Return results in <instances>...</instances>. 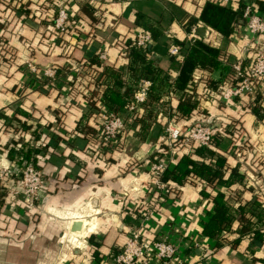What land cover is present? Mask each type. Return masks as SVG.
<instances>
[{
    "label": "crops",
    "instance_id": "0c3cea01",
    "mask_svg": "<svg viewBox=\"0 0 264 264\" xmlns=\"http://www.w3.org/2000/svg\"><path fill=\"white\" fill-rule=\"evenodd\" d=\"M65 2L83 27L81 31H86L89 37L95 36L97 39L93 43L97 47L100 43L107 46L108 56L100 68L107 70L99 75L96 82H93L91 75H86L80 82L74 73L73 82L58 80L48 94L31 89L26 98L21 100L22 103L15 104L20 109L15 111L16 108H12L15 100L13 94L20 91V85L25 83L26 77L23 73L18 74L14 65L8 64V60L13 55L22 58L23 55L28 56L26 43L39 44V41H43V36H47L45 20L53 16L60 2L50 0L47 7L44 0H0V41L4 42V48L0 50V162L4 165L12 162L6 155L12 145L7 125L13 120L18 123L16 119L19 118L25 120L30 128L26 130L28 134L22 137L23 149H38L34 164L42 171L44 180L38 203L42 212L32 216L38 220L36 223H33L28 213L18 208L16 200L9 194V187L18 182L6 177L4 186L0 185L6 189L2 194L5 201L1 207V217L6 216L15 221L14 224L12 220L9 224L0 223V264H109V253L126 242L137 211L131 212V206L144 196L143 189H147L150 183L145 171L146 161L156 158L158 134L164 124L173 121L168 118L171 116L169 107L177 104L180 93L168 92L164 97L168 102L162 105L160 111L156 106V112L149 117L146 116L145 106L139 108L134 117L124 108L120 109L118 115L126 128L123 144L115 151L104 150L98 140L101 124L98 112L106 109L104 95L108 93L107 88L122 91L129 81L132 84L144 79L137 77L135 81L129 80V60L127 57L121 59L118 55L124 39L132 37L138 30L146 31L147 25L164 28L160 40L150 35L152 43L147 49L157 66L168 75L166 85L177 76L182 63L168 54L167 47L170 44L178 46L177 42L183 40H206L219 51L217 60L231 70L233 64L243 61L244 57L243 63L246 64L251 53H248V33L239 23L234 25L232 34L222 36L196 20L205 0ZM85 4L95 7L93 14L96 19L93 24L89 23L90 16ZM49 25L46 24L48 29ZM78 38L73 33L69 40L70 60L75 63L86 61L91 55V50L86 49V46L85 49L80 47ZM23 42H26L24 46ZM245 47L248 51L244 55ZM34 52L31 53L37 56L40 63L47 62L49 55H52L42 47ZM53 62L61 64L59 59ZM110 69L116 70L117 77L114 74L108 77ZM224 74L220 69H195L192 75L195 92L202 91L200 83L203 77L208 76L219 82ZM70 91V95L67 94L69 103L66 105L62 96ZM77 92L81 98H75ZM203 110L207 111V116H203ZM22 112L25 115L20 114ZM201 116L217 120V124L222 123V127L225 123L236 121L246 137H253L256 150L259 149V154L264 157V86L258 90L255 98L242 96L230 102H209L200 97L197 108L187 119L179 120L177 124L189 125ZM55 121L58 122L59 130L51 127ZM49 129L54 130L51 136L47 133ZM33 130L36 133L32 134ZM229 142L228 138L222 137L217 148L225 151L231 144ZM225 156L226 173L229 174L230 169L238 165L245 178L243 183L233 184L229 190H220L227 193L233 207L252 204L257 199L264 213V158L259 165L260 172L255 174V167L242 168L240 162L230 154ZM192 181L182 185L171 183L179 191L168 196L171 198L169 203L159 205L160 211L150 222L151 229L145 230L146 235L174 233V227L180 223L184 224L187 233H199L201 223L206 220L213 205L209 197L200 194L204 184L200 180ZM124 189L129 191L128 197H123ZM218 190L216 188L211 192L216 193ZM74 221H81L80 231H71ZM171 221H175L176 226L169 225ZM240 227V223L235 220L231 229L222 231L218 237L201 236L206 247L204 251L198 247L192 248L190 264H264V241H252L247 234L240 233Z\"/></svg>",
    "mask_w": 264,
    "mask_h": 264
},
{
    "label": "built area",
    "instance_id": "2783aa9c",
    "mask_svg": "<svg viewBox=\"0 0 264 264\" xmlns=\"http://www.w3.org/2000/svg\"><path fill=\"white\" fill-rule=\"evenodd\" d=\"M62 1L65 2V0ZM214 1L232 9L237 7V3L240 4L241 17L239 21L242 22V26L248 33L249 39L257 41L264 36V15L257 12L256 1ZM48 23L56 35V41L61 40V37L72 25L77 27V24H79L70 8L62 4L61 6L57 5ZM129 39L131 44L137 49L145 50L152 43L150 35L142 30L136 31ZM68 44L69 47L70 43L68 42ZM247 51V47H245L243 54L245 55ZM167 52L175 59L180 58L179 48L176 45L170 44L167 47ZM118 55L121 59L126 58L127 51L121 48ZM107 56V46L100 43L97 51L98 61L102 64L106 61ZM145 56L153 59V56L147 51L145 52ZM245 59L246 57H244L243 61ZM243 61L239 60L232 66V78L239 82L237 83L238 85H227L223 88L224 91L221 92L220 98L224 102L233 100L242 94L255 96L257 88L264 82V51L257 53L246 64ZM84 64L86 65L87 63ZM80 68L79 63L69 62L65 64V69L62 67L54 68L51 71H41L37 69L32 61H26L23 64V71L26 74L24 85L28 89L39 87V89L45 90L47 87L54 86L58 80L67 79L68 74L72 77L69 81L73 82L72 75L76 74ZM222 84L224 86L226 83L223 82ZM259 84L260 86H258ZM150 85L151 82L147 79H138L136 83H130V86L134 88V92L131 101L125 105L124 110L132 117L146 103ZM98 115L101 119V124L98 128V140L102 143L100 146L104 150L115 151L118 147H121L126 135L124 121L120 115L106 109L99 111ZM47 133L48 136L49 133L51 136L54 132L52 129H49ZM216 135H223L222 127L217 123H213L211 118H204L202 116L189 125L182 126L170 121L161 127L157 137L155 152L156 154L160 152V154L156 155L154 160L146 161L145 164V171L148 173L150 183L147 189H143L144 196L138 199L135 205L131 206V212H135V209H137L133 217L135 223L130 226L126 242L123 246L110 252L107 256L109 264H190L193 257V247H198L204 251L206 245L200 238L202 236L200 232L187 233L184 224L180 223L177 227H174V233L171 234L158 232L148 236L145 234V230L151 229L149 224L153 221L159 205L170 202L171 198H168L170 196L168 195L169 189L172 188L175 192L179 191L176 185L169 184L168 186L167 183L162 181L163 171L179 159L182 151H191L194 148V144L198 146H212ZM18 148L19 146L14 147L15 150ZM14 162L16 163L15 166ZM7 175L19 179L21 186V189L17 193L10 195L11 198H15V196L21 194L27 206L34 208L35 203L40 200L39 194L44 185L42 171L32 163H27L26 161L18 164L17 158H15L9 165L0 167L1 186H4L2 183ZM187 182L192 183L193 181L188 180ZM128 194L129 191L124 189L122 192L123 197H128ZM175 223V221H171L169 225L176 226ZM183 237L186 240H181Z\"/></svg>",
    "mask_w": 264,
    "mask_h": 264
},
{
    "label": "trees",
    "instance_id": "16d2710c",
    "mask_svg": "<svg viewBox=\"0 0 264 264\" xmlns=\"http://www.w3.org/2000/svg\"><path fill=\"white\" fill-rule=\"evenodd\" d=\"M240 6L241 5L237 3V7L232 9L214 0H205L196 20L203 23L211 31L222 36H229L232 34L234 25L238 23L242 25V22L239 21L241 17ZM85 8L90 16L89 23L93 24L96 19L93 14L95 7L93 5H85ZM256 9L258 13L264 15V0H258L256 2ZM194 20L195 19L191 20V24ZM163 29L151 24L146 26L145 32L154 39L160 40ZM76 31L79 36L80 47L82 46L85 49L84 46H86V49L91 50L90 57L86 58V61L79 63L81 68L77 70L78 75L84 74L85 77L87 73L88 76L91 75L90 77H93V80L96 81L99 75L107 70H100L101 63L97 59L98 47L93 43L97 38L91 35L90 37L88 35L87 38V32L77 29L75 25H72V27L67 30L66 35H70V32L75 33ZM177 44L180 53V58L177 59V62L179 60V62L182 63L179 65L177 76L172 81L168 82V85L165 83L169 78L168 75L157 66V62L154 59L145 56V52H148V49L143 50L135 48L131 44L129 38L124 39L120 45V49L124 48L127 51V59L129 60L128 72H130L129 80L132 79L135 81L137 77H142L151 82L147 101L143 104V106L146 107L145 112L147 117L151 116L154 111L156 112V106H158L157 108L160 111L162 105L168 102L164 99V97L168 95V92L175 94L180 93L177 104L169 107L171 116L168 118L177 122L188 118L190 113L197 108L199 98L202 97L204 93L207 95L211 93L212 101H221V98L217 95L220 93L219 86L223 82H226L227 79H229L230 84L238 85L237 83L239 81L232 78L233 71L217 60L219 51L208 41L203 39L195 41L183 40L177 42ZM84 63L87 64L85 65ZM174 63L176 64L175 66H178L176 62ZM195 69H220L221 72H225L226 74L223 75V78L219 82L217 80H212L208 76L203 77V81L200 83L202 91L196 93L195 85H193L192 82V75ZM81 70L83 73H81ZM111 70L112 69H110L111 73H107L108 77L112 74L117 77L118 74L116 70ZM91 72H93V74H91ZM75 76H77V73ZM130 83L131 81L124 86L122 91L107 88L106 92L108 93L104 95L106 110L119 114L120 109L124 108L125 105L131 101L134 89L130 86ZM190 86L192 89H189L191 88ZM32 89L41 90L39 87H33ZM14 110L20 109L16 107ZM202 112L203 116H205V112L207 111L203 110ZM20 114L25 115L23 112ZM4 116L6 115H3V117ZM16 121L18 122L19 130L16 129L15 131H17V133L15 134L18 136V140H22V133L28 130L30 125H27L26 121L20 118L16 119ZM235 123L237 122L235 121L234 124ZM144 125L145 124H142V126ZM233 129L234 127L231 128L225 123L224 127H222L223 135H216L212 146H198L194 144V148L191 151H182L179 159L172 166L163 171L162 181L167 183L168 186L171 183L182 185L188 180L193 179L200 180L204 184V188L200 191V194L202 197H209L213 206L211 212L207 213L206 220H203L201 223L199 232L202 236L207 238L218 237L222 234V231L230 230L232 223L237 220L241 225L239 229L240 233H245L252 241H258L260 243L264 241V213L261 212L262 208L260 202L256 199L253 200L252 204H239L233 207L228 199L227 193L220 190L222 188L229 190L233 184L243 183L245 178L244 173L239 170L238 165L231 168L229 174L226 173L227 158L225 155L230 154L229 147H231L230 145H233V143H231L228 147L229 149L227 148L225 151H220L217 148L222 137L234 141L235 134ZM31 133H36V130H33ZM36 138L38 137L36 136ZM11 140L12 145L6 153L7 157L11 160L17 158L18 164L26 161L27 163L35 165L34 155H36L35 153L38 152V149L28 147L24 150V143H21L19 148L15 150V143L18 141L14 140V138ZM159 154L160 152H157V154L155 153V155ZM152 159L154 160L155 158L153 157ZM216 188H219V190L216 191V193H212L211 191L216 190ZM171 194L177 193L170 188L168 195ZM253 217L255 218L254 220Z\"/></svg>",
    "mask_w": 264,
    "mask_h": 264
},
{
    "label": "rangeland",
    "instance_id": "374dc122",
    "mask_svg": "<svg viewBox=\"0 0 264 264\" xmlns=\"http://www.w3.org/2000/svg\"><path fill=\"white\" fill-rule=\"evenodd\" d=\"M44 1H45L44 5H46L48 7V4L50 3V0H44ZM93 1H97V0H93ZM101 1L103 2L104 0H101ZM59 2H60L59 3V6H61V4L62 5H66V2H63L62 0L61 1L59 0ZM51 17L48 18V21H50ZM48 21H47V19L45 20L46 24H49ZM46 24L44 23V25H45L44 26V30L45 29L47 30V31L45 30L46 33H47V36H43V41H39V44L47 52L49 51V52L52 53V55H49V58H47V59H49V60H47V62L40 63L39 60H38V58H37V56H35V55L33 56V53H31L33 51L36 52V50L39 51V49L41 48V47H39V44L38 43L36 44V42L35 43H26V42H23V46L26 43V45H27L26 46V49L29 50L28 56L25 57L23 55V58H22L19 55H18V57L15 56V55H13L8 60V64L10 63V64L14 65V68L18 72V74L22 75L21 73H23L24 77H26V74L23 71V64L26 61H32V63L37 67V69L38 70H41V71L42 70H50L51 71L52 69L57 68V66H59V68L60 67L61 68L63 67L65 69V64L66 63H69V62L71 63V61H72V60H70L71 59L70 58V53H69L70 52V47H68V45H69L68 42H69L70 38L72 37L73 33L70 32V35H66L67 33H64V35L61 37V40L59 39V40L56 41V38H55L56 35L54 34L53 29L50 27V25H49V29H48L47 28L48 26H46ZM82 28L83 27L81 26V24H77V29L81 30ZM77 31L74 34H76L77 37H79ZM44 35H45V33H44ZM263 37L259 38L258 41H255V43H253L254 40L249 39L248 46L250 45V47H249L248 53L251 51L249 59H252L257 53L264 51V43H263L264 41L262 40ZM87 38H88V36H87ZM0 47H1L0 50H2L4 48V42L2 40L0 41ZM35 52H34V54H35ZM40 52H41V50H40ZM57 59H59L61 61V64L60 65H57L55 62H53V61H55ZM81 73H83L82 70H81ZM88 74H90V73H88ZM86 75H87V73L85 74V76ZM70 78L72 79V77H70L69 74H68L67 75V82L70 80ZM77 78H78V80H80V82H82L84 80V74L78 75V71H77ZM93 82H96V81H93ZM225 83L226 84L224 86H223V84H220V86H219L220 87L219 88L220 93L217 94L219 97L221 96V92L224 91L223 88L225 86H227V85L233 86L234 85V84H230L229 79H227V81ZM258 86H260V84ZM262 86H264V82L262 83ZM262 86H260V87L257 88V92H258V90ZM50 88L51 87H47L43 91L47 92V94H48L50 91H52V89L50 90ZM31 91H32L31 89L26 88L25 85H24V83H22L20 85V91H17V92H15L13 94L15 96V98H14L15 100L13 102L14 105L12 106V108L13 109L16 108V105L15 104L17 102L22 103V101H23L22 99L26 98V95L29 92H31ZM70 93H71V91L70 92H65V94L62 96V98L64 99L63 100V103H66V105H67V103H69V100L67 98V94L70 95ZM80 96H81V94L77 92L75 98H81ZM242 96H248V95L242 94L240 96H237V98H235L233 100H237V99H239V97H242ZM255 96L253 95V96H249V97L255 98ZM202 97L205 98L206 100H208L209 102H211V100H212L211 93L209 95H207L206 93H204L202 95ZM230 101H232V100H229L228 102H230ZM54 109H58V108H54ZM140 109H142V107H140ZM212 122L213 123H217V120H214V121L212 120ZM221 124L222 123H220L219 125L221 126ZM227 124L231 128L234 127L233 131H234V134H235L234 141L233 140H229L230 141L229 143H233V145H230L231 147H229L230 148V155L236 161L240 162L242 168L249 167V166L252 167V168L255 167L253 169L254 173L255 174L259 173L260 172V170H259L260 166L259 165L262 164L261 163V160L264 157H261V154H259V149L256 150V146L257 145L254 142L253 137L252 138L246 137L244 135V133L242 132V128L240 127V124L239 123H235L234 124V122L233 123L230 122V123H227ZM185 125H188V124H185ZM7 126H9L8 131L10 132L11 139L14 138V140H17L18 141V142L15 143V146H17V147L20 146L21 143H22V141H20L21 139L18 140V136L15 134V133H17V131H15V130L16 129L19 130L18 123H16L13 120ZM237 126L239 128H237ZM51 127H52V129L54 128V129L59 130L58 122L57 121L53 122L52 125H51ZM240 128H241V131H240ZM22 134H23L22 137L24 138V135H27L28 133H27V131H24ZM32 141H34V140L32 139ZM254 150H256V152ZM251 156H252V158H251ZM15 165H16V163L14 162V166ZM3 166H7V165H4V163H1L0 162V167L2 168ZM9 177L15 179V181L18 182L17 185H12V186L9 187V194H12V193L15 194V193H17V191L19 189H21V186L19 184V179L15 178V177H12L10 175H7V178H9ZM3 178H4V176H3ZM251 179H253L254 181L256 180L254 177H252ZM4 190H6V189L0 186V198H1V203H0V223H1V225L9 224L11 222V220H12V219L10 220L9 218H7L6 216L4 217L3 215H2L3 217H1V214H2V211H1L2 210L1 209L2 203H3V201H5L4 195H2L4 193ZM9 199H11V198H9ZM14 200H16L18 208L22 209L23 211H25L26 213H28L31 216L32 221H34L33 223L38 222V220L32 218V216L33 215L36 216L37 213L42 212L40 205H38L39 202H36L35 203V207L34 208L33 207H28L27 204L23 201V197H22L21 194H19L18 196H15ZM159 211H160V208H158V211L157 212H159ZM12 222H13L12 224L15 223V221H13V220H12Z\"/></svg>",
    "mask_w": 264,
    "mask_h": 264
},
{
    "label": "water",
    "instance_id": "95a60500",
    "mask_svg": "<svg viewBox=\"0 0 264 264\" xmlns=\"http://www.w3.org/2000/svg\"><path fill=\"white\" fill-rule=\"evenodd\" d=\"M81 225H82L81 221H74V222H72V224H71V231L72 232L80 231Z\"/></svg>",
    "mask_w": 264,
    "mask_h": 264
}]
</instances>
